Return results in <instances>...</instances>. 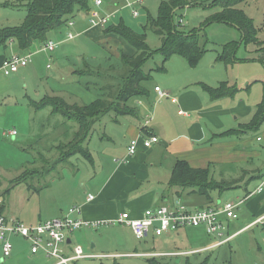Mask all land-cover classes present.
Returning <instances> with one entry per match:
<instances>
[{
	"label": "crops",
	"instance_id": "crops-1",
	"mask_svg": "<svg viewBox=\"0 0 264 264\" xmlns=\"http://www.w3.org/2000/svg\"><path fill=\"white\" fill-rule=\"evenodd\" d=\"M27 3L28 0H0V29L7 26L21 25L27 18ZM124 5L123 0H103L101 5H97L96 0H91L89 10L78 9L76 11L72 27H63L52 32L49 39L54 40L56 37H61L65 29L68 32L73 30L76 32L74 38L68 39L66 35L64 39L59 38L57 45L62 46L66 41L70 42L77 36L81 37L83 34H88L110 52L117 51L114 53L118 56L122 50L129 55H133L136 50L125 39L116 33L107 32V28L111 24H118L122 20L125 22L122 11L129 9ZM21 7L23 9L27 8V14L24 11L22 18L20 16L17 19L10 12H6V9ZM113 13L111 21L105 25H93L90 22L91 15L102 17ZM43 46L44 44H34L28 49H22L14 39H10L6 44L0 45V66L3 60L11 55L30 56L28 64L21 67L17 72L10 75L0 72V128L3 126L1 125L2 118L7 117L10 110L13 113L15 111L19 112L21 105L24 106V102L21 100L27 97L32 98L30 99V104L36 110L48 107L40 104L47 97L60 96L71 104L91 103L99 98L86 102L85 95H80V92L76 90L71 91L64 85L56 87L53 91L50 89L39 100L34 99L29 93L25 92L28 88L27 86L31 83L32 74L35 71L37 62L40 60V56L46 53L43 50ZM70 55H72V51L64 54L63 50L58 55V62L61 64L57 71L59 78H65L70 72L82 76L92 73L91 70L97 76L101 72H106L102 68L95 70L94 66L96 64H91L92 59H95L93 56L90 59L81 56L80 61L83 65L78 67L79 65H73L70 62ZM174 63L180 69L179 73L172 72L168 74L167 78L156 81L154 86L146 84L149 88L148 96H136L129 101L130 106L136 108L134 115H120L111 111L101 115L96 120L85 145L88 147V144L92 143L94 135L98 134V132L101 134V131H103V134L101 137L99 136V141L106 142L104 138L106 135L110 141L97 148V156H94L91 152L92 160L90 162L94 165L95 172L83 183L84 191L81 194L79 189L75 192L69 191L67 193V190H64L67 182H60L57 190L46 187L44 191L38 193L41 205L38 203V209L34 217H29L27 213L24 215L23 212L17 213L15 209L8 207L6 201L1 204L0 212L32 224L36 223L35 221L41 222L61 217L67 213L69 208L78 206L81 208L80 216L84 219L102 221V224H106L116 223L115 220L125 211H129L134 217H141L147 208L171 205L176 199H180L190 209L187 201L183 200L185 193L200 196V200L197 199V205L204 207L224 204L225 202L222 199H217V201L214 199L212 196L213 191L211 192V199H209L203 194L192 192L191 189L183 190L182 187L178 186L169 187L175 164L183 160L195 168H208L211 178L240 179L237 185L230 189L238 188V194L243 193L241 189H244L246 193H243L244 199L227 201H242L239 206L246 204V210L251 216H246L248 223L243 226L238 225L239 223L235 224L236 228L233 229V219H227L222 215L224 225L223 238H233L244 229L252 225L261 224L255 222L258 218L264 216V195L256 196L257 194L253 193L255 188L251 187L253 182L250 181L264 177V151L255 144L256 139L260 140L261 136L252 134L251 131L256 129L247 127V124L251 122L258 105L263 101L264 90L256 88L253 95L252 92L250 94H242L243 92L239 90L233 96L214 99L205 87L206 85L216 87L221 82L212 83L209 79L200 78L191 70L192 68L190 67L192 65L189 62L175 60ZM165 72H168V69ZM77 82L79 86H83L81 80H77ZM88 82L92 83L93 81ZM97 83L98 85H96ZM95 85L99 88L101 83L96 81ZM103 85L104 83H102V87ZM156 86H160L168 93V96L160 97L159 92L156 91ZM248 87L250 88V86ZM85 91L90 92L87 87H85ZM250 91H252L251 88ZM112 112L115 114L107 119L106 115L112 114ZM62 122L65 124V120H62ZM98 126L102 130H95ZM11 130H16L17 133L8 135L5 129L3 135L16 136L19 134V130L16 127L10 128L9 131ZM152 135L158 136L159 142L154 143L151 147H146L143 143V138ZM132 139L138 140V147L135 153L130 154L128 147ZM241 171L243 172L242 178L239 176ZM263 182L264 178L259 185ZM215 190H218L219 193L226 191ZM62 194L65 202H68L67 205H59V198ZM89 194H93L95 199L88 200ZM41 201L48 203L50 211L46 209ZM43 212H45L46 216H48L49 212L53 213L50 215L51 217H46ZM238 218L239 216L236 219ZM121 225L128 227L124 224ZM199 229L203 228L185 227L177 231L168 232L169 234L160 235L161 237L166 236V241H171L172 246L165 244V241H163L160 242L162 245V248H159L160 250L155 249L152 252L142 253L136 248L135 251L127 253L131 255L145 254L149 258L157 256L159 257L158 259L172 264L167 256L197 254V252L201 253L225 244L215 246L219 238L211 235H209V238L212 240L204 244L205 241H202ZM80 230L71 233L69 243L84 246L82 244L85 241L84 237H88L89 234L85 232L83 237ZM204 231L206 232V230ZM152 235L153 239L157 240L158 235L156 236L154 233ZM148 237L149 235L146 238ZM11 241L13 243V253L10 257H4L0 248V264H21L24 253L29 256L32 255L31 244L28 240L19 235H12ZM103 243L98 248L99 241H93L89 250H86L84 246L85 254L93 256L85 257L88 260L81 258V260L76 261H81L79 264L112 263L116 259L103 261L102 255L113 254L112 252L102 251L104 250L102 248ZM187 246H190V248H185ZM92 249L95 250L91 251ZM209 255L213 256L212 253L207 254L198 262L191 261L189 256L186 259L191 263L197 264ZM161 256L166 258L163 259ZM32 257L31 259L35 264H55L53 258L47 257L43 253L32 255ZM147 258L145 264H147ZM82 259L84 260L82 261ZM187 260L186 264H188Z\"/></svg>",
	"mask_w": 264,
	"mask_h": 264
},
{
	"label": "rangeland",
	"instance_id": "rangeland-1",
	"mask_svg": "<svg viewBox=\"0 0 264 264\" xmlns=\"http://www.w3.org/2000/svg\"><path fill=\"white\" fill-rule=\"evenodd\" d=\"M123 1L125 3V0ZM163 1L165 0H143L140 9L141 15L137 18L133 17L129 10L125 9L122 11V16L128 26L137 31H142L143 29L147 34V43L153 50V54L149 56L143 66L145 72L151 73V79L146 82L148 86H154L156 81L167 78L168 74L172 72L179 73L180 69L175 66V60H183L188 63L187 59L181 55H172L165 60L162 50L159 49L162 46L161 36L149 27L145 30L143 28V26L148 24L150 18H157ZM198 1L195 5L180 8L174 16L180 30L200 31L202 44L208 49L195 67H190L192 68L191 70L200 78L209 79L212 83L227 82L229 85L236 86L238 91L241 90L243 92L242 94H250L252 92L253 95L256 88L264 90V57L261 58V54L256 50L257 46L246 44L242 40L243 31L238 26L222 21H213L209 18L212 14L222 9L220 5L212 6L214 0ZM237 7L243 9L254 19L255 26L258 29V36L261 40H264V0H248L239 3ZM24 11L27 14V8L23 9V7L6 9V12H10L17 19L20 16L21 18L23 17ZM67 32L68 30L66 31L65 29L62 32V36L56 37L54 40L58 41L66 38ZM73 32L76 34L75 31ZM229 43H237V47L233 58L226 61L221 58V55L224 52V46ZM62 50L64 54L72 51L70 62L73 65H79L78 67L83 65L80 61L81 56L89 59L93 56L95 59H92L91 64H96L94 66L95 70L102 68L107 73L103 72L104 74L98 77L97 74H93V70H91L92 73L90 72L85 76L70 72L65 78H59L57 71L61 64L58 62V55H60ZM114 52L117 51L110 52L88 34H83L81 37L77 36L70 42L66 41L62 46L57 45L53 52H46L40 56V60L37 62L35 71L32 74L31 83L27 86L28 88L25 92L29 93L34 99L39 100L50 89L53 91L56 87L64 85L71 91L76 90L80 92V95H85L86 102L92 101L100 96L102 83L106 81L105 78H111L110 83L119 81L118 75L121 73L123 61ZM162 65L165 66V69L157 71ZM166 69H168V72H165ZM77 80H81L83 86H79ZM88 81L93 82L89 83ZM96 81L101 83L99 88L95 85ZM248 86H250L252 91H250ZM85 87L90 92H86ZM30 99L32 98L27 97L21 100L24 102V106L21 105V110L14 113L10 110L9 115L3 117L1 120V125L3 126L0 128V203L3 204L6 201L8 207L15 209L17 213L23 212L24 215L27 213L29 217H34L38 209L39 192L44 191L46 187L57 190L60 182H67L64 188V190H67V193L69 191L75 192L79 189L81 194L84 191L83 183L94 174L95 167L89 159L78 155L70 157L67 163L63 161L58 165L54 164L60 157V153L55 148V145L63 137V141L71 139L72 136L74 137V130L77 129V124L75 123V126L71 128V134L70 127L67 129L62 122V120H65L64 116L51 113L50 107L36 110L30 104ZM114 114V112L107 114V119ZM13 127L19 130V134L16 136L3 135L5 129L6 132H9L10 128L13 129ZM95 130L100 131L102 129L98 126ZM263 130L264 121L260 128L251 131V133L261 136L260 140L256 139L255 144L264 151ZM102 134L103 131H101V134L98 132V134L94 135L92 143L88 144L94 156H97L96 150L98 147L110 141L107 135L104 136L106 142L99 141V136L101 137ZM32 171L34 173L29 174ZM25 172H29L27 180L15 184L14 180ZM241 172L239 176L242 178L243 172ZM263 178H255L250 181L253 182L251 187L257 190ZM217 179L221 180L220 178ZM237 190L239 189L233 188L222 193H219L218 190H213L212 196L216 201L217 199H222L224 202L227 200L238 201L244 199V189H241L243 192L241 194H238ZM263 193L257 192L256 196L264 195ZM199 197L185 193L183 200L187 201L190 209H202L204 206L197 205V199L200 200ZM42 202L46 209L50 211L48 203ZM67 203L62 194L59 198V205H67ZM52 213L49 212L48 216H46L45 212H43V215L51 217ZM237 213L239 218L232 220L233 229L236 228L235 224L239 223L238 225L243 226L248 223L246 216H251L246 210V204L240 205L237 208ZM35 222L39 223V221ZM26 223L31 224L29 222ZM201 228L203 229H199L201 231L200 236L202 241H205L204 244H206L212 239L204 231V227ZM80 231L83 237L85 232L89 234L88 237H84L85 241L82 242L86 250L90 249L93 241H99L98 248L104 242L102 244L104 250L102 251L112 252L113 256H118L114 258L103 257V261L117 259L120 263L124 264H145L148 256L145 254L131 255L127 252L135 251L136 248L142 253L147 251L152 252L155 249L160 250L159 248H162L160 242L163 241H165V244L172 246L171 241H166V236L161 237L156 235L157 240H154L152 232L148 238L138 239L130 228L123 227L120 223L100 224L92 228L84 227ZM84 246H82L83 249ZM190 246L185 248H190ZM71 248L73 247L70 246L66 251L68 252ZM86 250L84 249L85 253ZM93 250L95 249L91 251ZM210 253L213 256L209 264H224L226 261H230L233 264H264V224L252 225L238 233L229 242L211 250L202 251L201 253L197 252V254L191 253L192 255H171L167 256V258L171 260L172 264H186L188 256L191 261L198 262ZM31 258H33L32 255L29 256L24 253L21 264H35ZM54 261L56 262V260ZM79 262L81 261L71 264H79Z\"/></svg>",
	"mask_w": 264,
	"mask_h": 264
},
{
	"label": "trees",
	"instance_id": "trees-1",
	"mask_svg": "<svg viewBox=\"0 0 264 264\" xmlns=\"http://www.w3.org/2000/svg\"><path fill=\"white\" fill-rule=\"evenodd\" d=\"M248 0H214L212 6L220 5L221 11L212 14L209 18L213 21H222L238 26L243 31L242 40L246 44H254L256 50L264 57V40L258 36V29L255 26L254 19L250 17L243 9L238 8L239 3ZM199 1L190 0H165L162 2L156 19L150 18L148 24L143 26L144 30L150 28L162 38V50L165 60L172 55L184 56L190 65L195 66L207 52V48L202 44L200 31H183L178 27L174 16L180 8L192 6ZM91 0H28V14L26 20L18 26H7L0 29V45L6 44L10 39L18 42L20 48L28 49L34 44H45L50 39V34L63 27H68L69 21L73 20L76 11L89 10ZM149 19V18H148ZM107 32L116 33L125 39L134 49L135 54L129 55L120 51L119 58L123 61L119 81L110 83L106 79L102 87V94L91 103L79 104L69 103L60 96L47 97L40 103L42 106L52 108L53 114H60L65 117V127L73 128L75 123L77 129L74 130V137L67 141L62 140L55 145L60 153V157L55 165L66 162L74 155H81L86 159L92 160V153L85 145L89 138L93 125L96 120L111 111L117 114H135L136 108L131 107L129 101L138 96L146 97L149 94V88L146 85L151 79V73L145 72L143 66L153 50L147 43V34L143 31H137L128 26L123 20L118 24H111ZM237 43H229L224 46V52L221 58L230 60L236 51ZM165 66H160L157 71H163ZM107 73V71H106ZM104 74L101 72L100 75ZM106 76V74H105ZM98 85V83L96 84ZM206 90L212 98H222L233 96L238 92L236 86L222 82L218 86L206 85ZM264 121V99L258 105L253 119L247 127L254 130L258 129ZM72 134V131H71ZM25 172L14 180L15 184L27 180L28 175L34 171ZM240 179H214L210 177L208 168H195L188 162L180 160L173 168L169 187H182L183 190L191 189L192 192H198L211 199V192L215 189L227 190L237 185ZM12 182V183H14ZM11 189V188H9ZM23 238V237H22ZM25 239V238H24ZM27 240V239H25ZM229 242V241H228ZM226 243V242H225ZM200 253V252H198ZM212 255L207 256L202 262L197 264H209ZM157 256L147 258V264H170L168 261H162ZM161 258H166L162 257ZM188 264L191 263L187 260ZM108 264H124L117 259ZM224 264H233L226 261Z\"/></svg>",
	"mask_w": 264,
	"mask_h": 264
},
{
	"label": "built area",
	"instance_id": "built-area-1",
	"mask_svg": "<svg viewBox=\"0 0 264 264\" xmlns=\"http://www.w3.org/2000/svg\"><path fill=\"white\" fill-rule=\"evenodd\" d=\"M143 0H125V7L131 11L134 17H139ZM103 0H96L97 5H101ZM113 14L97 17L92 16L90 22L93 25H105L111 21ZM74 25L71 20L68 28ZM75 37L73 30H69L67 38ZM58 42L49 40L43 46L46 52H53ZM30 56H20L18 54L6 57L1 66L0 72L10 75L17 72L21 67L28 64ZM156 91L160 97L168 96L160 86H156ZM16 130L7 132L8 135L16 134ZM159 142V137L152 135L145 137L143 143L146 147H151ZM138 140L132 139L129 144V153L136 152ZM264 191V182L258 186L253 193ZM88 200H94L95 196L89 194ZM242 201H227L220 206H207L202 209L191 210L180 199H176L171 205H160L147 208L141 217H134L129 211L123 212L116 223L128 226L136 238H146L151 232L155 235H163L171 231H177L185 227H204L211 236L219 238L221 245L228 242L232 237L223 238L224 225L222 215L227 219H236L238 217L237 208ZM2 203H0L1 206ZM81 208L73 206L67 213L58 218L47 219L36 224H27L16 217H9L0 212V248L4 257H10L13 253L12 235H19L27 239L31 244V254L37 255L43 253L47 257L56 260L55 264H71L72 261L79 260L88 256L81 245H74L68 242L71 233L84 227H97L102 221H89L80 216ZM255 223L264 224V216L258 218ZM72 246L68 252L67 248ZM102 257H115L112 254L102 255Z\"/></svg>",
	"mask_w": 264,
	"mask_h": 264
},
{
	"label": "water",
	"instance_id": "water-1",
	"mask_svg": "<svg viewBox=\"0 0 264 264\" xmlns=\"http://www.w3.org/2000/svg\"><path fill=\"white\" fill-rule=\"evenodd\" d=\"M68 242H70V239H68Z\"/></svg>",
	"mask_w": 264,
	"mask_h": 264
}]
</instances>
